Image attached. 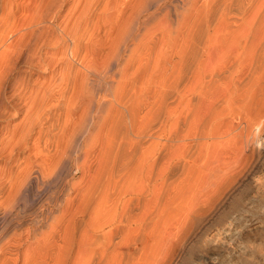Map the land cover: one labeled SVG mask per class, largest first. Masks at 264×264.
Instances as JSON below:
<instances>
[{"label":"bare ground","instance_id":"bare-ground-1","mask_svg":"<svg viewBox=\"0 0 264 264\" xmlns=\"http://www.w3.org/2000/svg\"><path fill=\"white\" fill-rule=\"evenodd\" d=\"M80 1L37 0L29 18L19 19V4L0 0V121L23 115L13 128L0 124V156L8 162L0 165V264H127L126 249L113 242L117 232L103 233L106 241L96 238L92 191L87 188L73 195L80 189L79 182L57 179L58 168L69 156L74 157L72 165L77 171L78 155L86 152L81 145L112 130L109 107L121 115L125 109L123 99H117L124 94L113 98L114 104L108 93L96 95L89 85L96 74L106 76L118 62V53L127 48V23L120 22L112 55L98 71L88 58L94 54H90V44L100 36L91 26L96 21L94 8L103 4L100 8L104 9L107 0L94 3L96 7L89 0L79 11ZM208 6L206 33L193 36L187 49L179 51L173 85L166 93L183 107L175 115L171 132L172 140L184 141L173 169L178 177L190 168V152L204 137L201 127L216 119L218 112L225 110L235 119L228 127L237 136L244 129L258 132L264 126V0H208ZM216 16L218 34H213ZM108 26L99 37L101 47L110 41L112 28ZM216 43L222 56L205 66L204 56ZM60 59V70L48 84L29 85L26 78H11L19 65L45 71L54 69ZM7 87L13 91L11 99L5 96ZM202 103L205 110L200 111L197 106ZM103 111L107 113L94 121V113ZM193 118H197L195 128ZM125 138L126 132L119 134L118 144L123 145ZM108 147V142L101 145L107 151ZM29 150L33 156L25 154ZM30 159H39V167ZM35 191L51 192L27 211L25 201L34 203ZM108 254L116 255L114 263L107 260Z\"/></svg>","mask_w":264,"mask_h":264},{"label":"rangeland","instance_id":"rangeland-1","mask_svg":"<svg viewBox=\"0 0 264 264\" xmlns=\"http://www.w3.org/2000/svg\"><path fill=\"white\" fill-rule=\"evenodd\" d=\"M14 1L20 6L16 10L19 19L29 18L37 3ZM88 1H80L79 11ZM98 2L102 0H92V5L96 7ZM106 3L107 10L100 8L103 4L93 7L97 22L91 27L100 36L105 26L114 29L109 31L107 48L101 47L102 37L94 38L89 48L94 54L88 58L95 62L96 70H103L123 22L127 23V48L118 53V62L106 76H93L89 89L99 96L108 93L114 104L113 98L125 95L117 98L125 103L124 113L109 107L112 130L81 145L86 152L78 155L76 172L74 157L61 163L58 181L79 182L83 188L80 186L73 195L92 191L96 238L106 241L103 233L117 232L113 242L126 249L127 264H264V126L259 133L252 128L241 130L243 133L237 130V136L236 131H231L235 119L225 110L218 112L216 119L201 127L205 132L202 139L207 138L190 152L189 170L180 177L173 172L184 141L172 140L171 132L175 115L183 107H178L166 93L173 85L176 56L187 49L190 38L206 33L208 0ZM214 22L210 33L218 34L217 16ZM221 56L216 43L207 50L203 64L207 66ZM60 62L61 59L54 69L45 71L19 65L11 78H26L29 85L42 81L48 84L47 80L59 72ZM10 89H6L8 99L13 93ZM204 107V103L197 106L200 111ZM106 113H94V121ZM22 117H5L0 124L13 128ZM196 119L191 122L194 128ZM125 132V142L119 145L117 137ZM139 133L141 136H135ZM186 133L185 127L182 135ZM105 142L109 143L108 151L101 149ZM25 154L34 155L30 150ZM30 161L39 167V159ZM4 163L8 162L0 156V165ZM50 192L35 191V202L25 201L27 211L41 204ZM106 257L110 263L116 260L114 254Z\"/></svg>","mask_w":264,"mask_h":264}]
</instances>
